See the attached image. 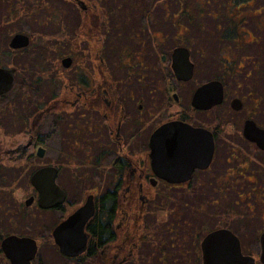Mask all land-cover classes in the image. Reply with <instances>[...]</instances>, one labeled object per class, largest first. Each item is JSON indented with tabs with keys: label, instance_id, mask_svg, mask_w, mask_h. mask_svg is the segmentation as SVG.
Here are the masks:
<instances>
[{
	"label": "flooded vegetation",
	"instance_id": "flooded-vegetation-1",
	"mask_svg": "<svg viewBox=\"0 0 264 264\" xmlns=\"http://www.w3.org/2000/svg\"><path fill=\"white\" fill-rule=\"evenodd\" d=\"M54 4L56 24L71 30L62 36L67 50L51 61L43 56L45 63L36 72L28 69L17 107L28 139L0 151V173L29 171L34 189L30 196L35 199L29 205L25 199V205L54 211L55 220L41 237L0 233V249L4 237L17 234L36 239L38 253L32 264H45L43 247L55 249L67 264H204L206 234L221 227L237 230L223 225L205 231L201 190L245 188L251 191L247 195L261 196L264 205V192H253L264 190V0ZM10 41L12 51L27 48L14 49ZM186 56L193 64L190 79L180 78L173 67L175 57ZM66 57L72 60L69 66L63 63ZM208 60L216 63L215 74L198 80L201 64ZM2 66L16 68V82L20 68ZM209 80L223 84L222 100L198 108L193 104L195 92ZM10 91L0 95V133L11 128L12 104L4 103ZM168 122L181 126L183 142L156 135ZM201 129L210 131L214 140L207 167L196 165L205 135ZM165 132L162 137L169 135ZM180 149L187 154L181 168L189 176L159 174L154 154L175 156ZM9 153L11 166L3 161ZM25 160L30 163L24 165ZM49 167L56 169L66 199L44 208L31 175ZM164 190L170 192L157 197V191ZM89 195H94L95 212L84 227L86 250L67 255L54 230ZM96 217L105 227L103 234L91 229ZM72 230L68 234L76 233ZM242 249L262 264L260 243L257 252L247 251L243 241Z\"/></svg>",
	"mask_w": 264,
	"mask_h": 264
},
{
	"label": "rangeland",
	"instance_id": "rangeland-1",
	"mask_svg": "<svg viewBox=\"0 0 264 264\" xmlns=\"http://www.w3.org/2000/svg\"><path fill=\"white\" fill-rule=\"evenodd\" d=\"M54 1L0 0V66L8 65L20 68V72L16 74L14 88L8 93V98L4 99L5 104H12L10 110L12 113L8 117L11 128L9 127L7 132L0 133V151H4L5 148L16 147L28 139L27 129L24 126L22 131L21 121L17 118L19 112L17 107L21 103L19 92L24 78H29L25 77L28 69H34L36 72L41 69L40 64L45 63L42 62L43 56L47 58V61H51L55 58L56 53L59 51L63 53L67 50V44H64L67 41H64L62 36L71 30L65 27L61 29L56 24L52 11V7L56 5ZM60 5L66 7L69 4L61 3ZM30 7H36V10H28ZM18 32L26 33L33 38H31V44L24 50L12 51L9 48V41ZM54 47L57 49L55 50ZM215 65L216 63L212 60L202 62L201 73L197 79H211L215 74ZM13 106L14 109H12ZM204 118L208 117L205 115ZM48 131L51 129L48 128ZM3 161L5 165L11 166L10 163L13 160L10 158V153L5 155ZM27 163H30V160L24 161V165ZM17 165L19 167L20 163ZM29 173V171H25L24 175H21L19 171L15 172L10 169L3 174L0 173V233L24 234L28 232L33 236L41 237L50 229L55 220L54 211H41L36 208V204L31 207L25 205V199L34 193ZM9 181H13L11 186H7ZM157 192L160 194L157 197H164L170 191ZM250 192L245 188L241 190L211 189L206 186L204 190L200 191L199 197L204 203L205 231L223 225L233 227L240 234L245 249L247 251L252 249L257 252L259 251V234L264 228V205L260 200L261 196L255 198L247 195ZM253 192L260 194L264 190ZM72 193L74 194V190ZM180 196L187 197L185 195ZM249 202L254 203L251 208ZM50 240L52 241L51 237ZM40 253L45 258V264H67L64 260L59 259L55 249L43 247ZM5 264L10 263L6 262ZM36 264L40 263L37 262Z\"/></svg>",
	"mask_w": 264,
	"mask_h": 264
},
{
	"label": "water",
	"instance_id": "water-1",
	"mask_svg": "<svg viewBox=\"0 0 264 264\" xmlns=\"http://www.w3.org/2000/svg\"><path fill=\"white\" fill-rule=\"evenodd\" d=\"M30 43V35L22 32L15 33L10 41V45L14 49L28 47ZM71 61L70 57L63 59L65 66H69ZM173 67L180 78H192L194 72L193 64L187 56L183 60L175 57ZM15 71V67L0 66V95L12 90L14 87ZM222 96L223 84L219 80H209L197 89L193 104L198 108L208 109L221 102ZM177 123L168 122L164 124L157 130L156 135H161L160 138H165L170 142H183L185 140L184 131ZM165 131H168L169 135L162 137L166 133ZM204 132V138H200V141L203 142L199 156L201 161L196 163V165L201 167H207L214 155L212 133L208 130H204ZM185 157H187V154L183 152V149H180L175 156H165L161 153H156L154 154L153 164L157 172L164 176H179L183 174L189 176V171L187 172L184 168H181ZM196 165H193V167ZM56 174V169L49 167L39 169L31 175V182L39 191V204L44 208L56 206L66 199L65 190L56 182ZM34 199L35 196L32 195L26 199V203L28 205L32 204ZM94 212V195H89L86 203L54 230V237L63 253L76 256L86 250L87 235L85 234L84 227ZM68 230L76 233L74 235L68 234ZM259 243V261L264 264V231L259 237ZM1 246L10 264H32L38 253L36 239L24 235H7L2 239ZM202 246L204 264H257L254 255L244 253L239 235L228 227H221L210 231L203 239Z\"/></svg>",
	"mask_w": 264,
	"mask_h": 264
},
{
	"label": "trees",
	"instance_id": "trees-1",
	"mask_svg": "<svg viewBox=\"0 0 264 264\" xmlns=\"http://www.w3.org/2000/svg\"><path fill=\"white\" fill-rule=\"evenodd\" d=\"M30 6V5H29ZM44 6H46V5H44ZM32 9V7H30V9H28V10H31ZM53 11V10H52ZM49 19H51V17H49ZM31 38H33L32 36H31ZM32 40V39H31ZM46 46V45H45ZM47 47V46H46ZM24 100H25V98H24ZM92 227H91V229H92V231L93 232H98V233H100V234H103L104 233V229H105V227L103 226V225H101V221L99 220V218L98 217H96V218H94V220H93V222H92V225H91ZM7 261H6V259H5V256H4V254H3V252H2V250L0 249V264H5Z\"/></svg>",
	"mask_w": 264,
	"mask_h": 264
}]
</instances>
